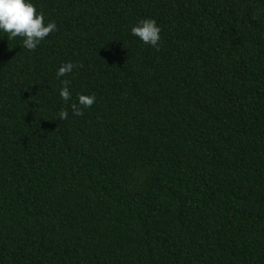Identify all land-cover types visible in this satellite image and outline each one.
I'll return each instance as SVG.
<instances>
[{
  "label": "trees",
  "instance_id": "obj_1",
  "mask_svg": "<svg viewBox=\"0 0 264 264\" xmlns=\"http://www.w3.org/2000/svg\"><path fill=\"white\" fill-rule=\"evenodd\" d=\"M32 2L58 30L0 33V264H264V0Z\"/></svg>",
  "mask_w": 264,
  "mask_h": 264
},
{
  "label": "clouds",
  "instance_id": "obj_2",
  "mask_svg": "<svg viewBox=\"0 0 264 264\" xmlns=\"http://www.w3.org/2000/svg\"><path fill=\"white\" fill-rule=\"evenodd\" d=\"M54 21H46L44 12L38 11L32 0H0V33H6L7 39L22 38L23 48L30 52L35 51L50 34L57 31ZM162 29L155 19H143L131 27L130 34L137 37L144 45L159 51ZM75 63L68 61L60 64L55 76L60 81L59 97L71 108L74 116H82L84 109L91 108L96 102V96L78 94L76 101L72 102L71 82L61 79L70 75ZM59 120L68 118L65 108L57 113Z\"/></svg>",
  "mask_w": 264,
  "mask_h": 264
}]
</instances>
